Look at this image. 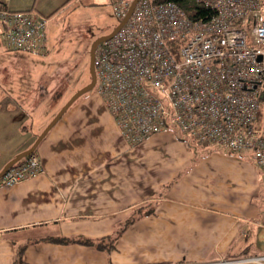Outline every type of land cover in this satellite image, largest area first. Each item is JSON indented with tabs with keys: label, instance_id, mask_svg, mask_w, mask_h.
Listing matches in <instances>:
<instances>
[{
	"label": "crops",
	"instance_id": "crops-1",
	"mask_svg": "<svg viewBox=\"0 0 264 264\" xmlns=\"http://www.w3.org/2000/svg\"><path fill=\"white\" fill-rule=\"evenodd\" d=\"M84 1L110 4L0 0L1 9L32 10L47 21L44 48L11 57L0 22V170L31 147L61 107L62 94L54 99L55 85L46 82L67 78L60 67L68 54L51 60L49 72L31 71L30 63L61 50L64 26L76 27L69 16ZM9 59L23 63L24 73H12ZM178 135L161 131L129 145L96 90L80 95L37 145L43 169L0 188V264H15L21 245V264H264V195L253 160L195 154ZM139 207L154 212L129 224L110 251L45 240L109 236Z\"/></svg>",
	"mask_w": 264,
	"mask_h": 264
},
{
	"label": "built area",
	"instance_id": "built-area-1",
	"mask_svg": "<svg viewBox=\"0 0 264 264\" xmlns=\"http://www.w3.org/2000/svg\"><path fill=\"white\" fill-rule=\"evenodd\" d=\"M109 1L120 21L133 0ZM193 2L209 9V16H190L173 0H137L95 49L94 88L129 145L179 131L200 143L251 154L264 195V2ZM0 22L8 50L44 48L45 17L1 9ZM42 169L32 152L4 171L0 188Z\"/></svg>",
	"mask_w": 264,
	"mask_h": 264
},
{
	"label": "rangeland",
	"instance_id": "rangeland-1",
	"mask_svg": "<svg viewBox=\"0 0 264 264\" xmlns=\"http://www.w3.org/2000/svg\"><path fill=\"white\" fill-rule=\"evenodd\" d=\"M83 4H85V1L82 4H79L75 8L76 10H74L69 16L71 21L73 23H76V27L72 29L70 27L64 26V32L68 36H66L65 38V41L67 43L64 44L61 50H59L56 54L53 53V50H51L48 54H46V56H41L38 59H36L35 57L33 62L30 61V68L32 69L31 71H34L35 69L36 71H42L44 70L42 68H45V70L49 72V69H54V64L51 60H57L58 58L63 56L65 57V55L68 54L69 59H71V61L69 63H63L61 67L59 65L61 72L64 73L67 71V78L61 79L60 77V80L59 77H54L52 79L47 77L48 81L46 82L48 87L55 85V88L52 90V95H54L52 97L54 99H57L58 94H62V98L60 99L61 102L59 104L61 107L79 88H81L90 81L89 56L90 48L93 42L100 36L107 34V32L113 29L119 21V19L114 16L112 12L111 4L107 5L109 8L106 5ZM107 26L109 27L107 28ZM104 28L107 29L104 30ZM7 51H9L11 54L8 55L9 57L21 53V51ZM15 61L16 60L12 61L11 59L7 61V63H9L7 65H10L11 63V65H13L14 63V69L16 70H11L12 73H24V71L21 70L23 68V63H20V61ZM57 76H59V74ZM55 79L56 81H60L58 83H50L53 82ZM87 92L88 91H86L85 93ZM85 93H83L82 95H84ZM67 96L68 99H66ZM50 98L51 97H48V99ZM28 125L30 126L29 122L26 124L27 128L29 127ZM213 151L216 153H233L229 151V149L223 147H214ZM33 152L38 155L36 149ZM234 154H242L252 159L251 154L248 153V155L243 153Z\"/></svg>",
	"mask_w": 264,
	"mask_h": 264
},
{
	"label": "trees",
	"instance_id": "trees-1",
	"mask_svg": "<svg viewBox=\"0 0 264 264\" xmlns=\"http://www.w3.org/2000/svg\"><path fill=\"white\" fill-rule=\"evenodd\" d=\"M173 1H175V3H177L179 6H181L190 16H193V17L209 16L210 10L194 3L193 0H173ZM262 1L264 2V0ZM1 8H2V4L0 3V9ZM2 28H3V25H2ZM3 46L6 50H8L7 47L4 45V43H3ZM177 132L179 133L178 139H180L183 143L187 144L189 148L195 154H202V153L213 151L214 146H210L206 143H200L199 141H197L191 136L182 134L179 131ZM153 212H154L153 207H148V208L139 207L135 213H133L132 215L126 218L123 225H120V227H117L115 231L109 236H103L100 238L85 237L83 235L58 236V237H49V238H46L45 240L58 242V243H79V244H85V245H93L99 249H105L106 251H110L111 249L114 248L113 242L116 239V237L120 235L129 224H131L136 218L143 216V215L151 214ZM23 249H24V245H21L17 248L15 264H21Z\"/></svg>",
	"mask_w": 264,
	"mask_h": 264
},
{
	"label": "water",
	"instance_id": "water-1",
	"mask_svg": "<svg viewBox=\"0 0 264 264\" xmlns=\"http://www.w3.org/2000/svg\"><path fill=\"white\" fill-rule=\"evenodd\" d=\"M137 0H133L128 12L126 14V16L120 20L115 27L107 34L100 36L99 38H97L91 48H90V56H89V73H90V81L85 84L84 86H82L81 88H79L65 103L64 105L59 109V111L54 115V117L50 120V122L45 126V128L41 131V133L37 136V138L35 139L34 143L31 145V147H29L28 149H26L25 151L19 153L17 156H15L14 158H12L11 160H9L0 170V176L4 173V171L10 167L13 163L17 162L18 160L22 159L23 157H25L26 155L32 153L37 145L39 144V142L42 140V138L44 137V135L47 133V131L53 126V124L60 118V116L62 115V113L73 103V101H75L80 95H82L83 93H85L86 91H89L91 89H93V87L95 86L96 83V74H95V69H94V56H95V49L97 47V45H99L104 39L111 37L115 31L123 24V22L127 19V17L129 16L131 9L133 8L134 4L136 3Z\"/></svg>",
	"mask_w": 264,
	"mask_h": 264
},
{
	"label": "flooded vegetation",
	"instance_id": "flooded-vegetation-1",
	"mask_svg": "<svg viewBox=\"0 0 264 264\" xmlns=\"http://www.w3.org/2000/svg\"><path fill=\"white\" fill-rule=\"evenodd\" d=\"M98 46V45H97Z\"/></svg>",
	"mask_w": 264,
	"mask_h": 264
}]
</instances>
